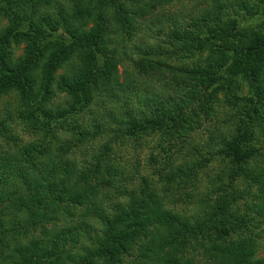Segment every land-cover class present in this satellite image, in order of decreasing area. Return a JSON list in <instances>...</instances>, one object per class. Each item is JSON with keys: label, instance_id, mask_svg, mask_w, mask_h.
I'll use <instances>...</instances> for the list:
<instances>
[{"label": "trees", "instance_id": "trees-1", "mask_svg": "<svg viewBox=\"0 0 264 264\" xmlns=\"http://www.w3.org/2000/svg\"><path fill=\"white\" fill-rule=\"evenodd\" d=\"M180 1L0 0V264H264V0H194L161 43L125 46L139 5ZM127 61L168 95L121 83ZM146 142L137 178L122 152ZM223 156L231 171L211 174Z\"/></svg>", "mask_w": 264, "mask_h": 264}, {"label": "rangeland", "instance_id": "rangeland-1", "mask_svg": "<svg viewBox=\"0 0 264 264\" xmlns=\"http://www.w3.org/2000/svg\"><path fill=\"white\" fill-rule=\"evenodd\" d=\"M194 4H195L194 0H182L180 2H175L169 5H166V7H164L163 9H160L159 7L155 8L154 10H152L151 13H147L150 11L146 10V8L143 7L142 5H139L138 8H143V10L138 12L139 15L136 16V18L138 19L139 25L140 27H142V29L141 31L137 30V33H135V35L131 38V40L127 39L125 46L128 47L129 49L140 48L141 51H138V52L144 53L145 49H149L150 46L148 45H154L155 43H161L163 37L158 38V35H157L158 29L164 26L166 27L167 25L170 26L172 24V18H175L177 16L183 15L184 17L185 15L184 17L185 20L190 19L191 15L194 14V7L198 6V1H197V4H195V6ZM146 18H149V19H146ZM6 25H7V21L0 16V28L5 27ZM23 47L24 45H21L19 51L17 52V55H20L22 53ZM131 68H132V65L128 61L120 65L119 74H120L121 83H132V82L134 83V81H136L137 86L142 91L141 95L144 97V99L145 98L155 99L156 97H163L165 95H168L167 90L161 87V85H158V83H162V82L157 81V79H152V78H149L147 76H142V75L139 77L131 76L128 78L127 72L125 71L128 70V72H132V70H130ZM123 99L124 98H122L121 100V104L118 103L117 105H112L109 103L108 106L119 108L120 106L124 105ZM136 100L138 101L139 99H136ZM4 101L7 102L9 101V99L5 98ZM65 103H66V97L63 95H59V97L56 98L55 100L54 107H57L58 104H62V106H65ZM130 107H133V105H130ZM3 108H4V104L0 103V109H3ZM9 109L10 111L13 110L12 104L9 105ZM222 118H223V115H220L219 119H221V122H223ZM85 120L87 121L86 122V126H87V123L89 121V116L86 117ZM16 124L17 122H15L13 126L15 127ZM223 126L224 127L220 126L219 129L225 133L228 131V129L226 125H223ZM16 128H17L16 134L18 136V141L22 146H26L32 142L38 143V140H36V137L33 134H31L29 130L25 131L24 124L21 125V123H19ZM212 129H214V127L207 126L204 129L199 130L197 132V140L206 142L209 139L210 131ZM33 136L35 137V139L33 138ZM152 143L154 144V142ZM147 145L148 144L146 142L145 145H143V147L139 149L137 152H133L131 148L123 149L122 153L124 154V160H126V162L129 163L130 167H131V163L135 164L136 169L134 172H132V174H135L136 177L140 175H145V174L151 175L153 173V170L151 169V167H149V162H148L149 161L148 156H150L151 150L148 149ZM69 157L71 159L77 158L79 160H81L82 158L81 154L77 150H76L75 155L72 154ZM224 160H225L224 156L217 157V160L215 161L213 165L211 174L215 172L216 170L218 171L219 174H222V173L229 174V171H231V165L229 164L227 160L226 161ZM154 166H155V163H154ZM135 167H133L130 170H134ZM214 177H215L214 175H212L211 177L205 176L201 179V182L206 188L211 189L213 188L212 179ZM245 180L246 181L244 182L240 180L241 191L247 195L249 202H257L256 200L253 199V197H250L249 194L254 195V194L259 193V191L261 190V186H260L261 184L258 183L259 184L258 185L254 181L250 182L247 179ZM174 195L180 200L178 202L179 206H182L188 203V198L185 195H182L179 192L174 193ZM244 205H245L244 203L240 204L241 207H244ZM259 253H260V257H264V248L260 250ZM201 255L203 256V254ZM202 256H199L200 260H202L203 258ZM207 260L206 259L202 260L200 264H207V263L213 264L212 260L208 262ZM196 261H198V259Z\"/></svg>", "mask_w": 264, "mask_h": 264}]
</instances>
